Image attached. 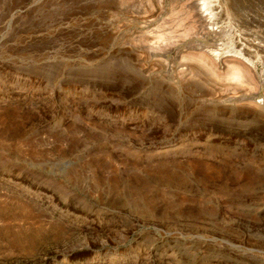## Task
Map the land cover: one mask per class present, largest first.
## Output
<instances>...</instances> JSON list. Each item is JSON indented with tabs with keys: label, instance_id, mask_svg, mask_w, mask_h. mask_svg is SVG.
Masks as SVG:
<instances>
[{
	"label": "rangeland",
	"instance_id": "374dc122",
	"mask_svg": "<svg viewBox=\"0 0 264 264\" xmlns=\"http://www.w3.org/2000/svg\"><path fill=\"white\" fill-rule=\"evenodd\" d=\"M233 27L202 0H0V264H264V65Z\"/></svg>",
	"mask_w": 264,
	"mask_h": 264
},
{
	"label": "bare ground",
	"instance_id": "6f19581e",
	"mask_svg": "<svg viewBox=\"0 0 264 264\" xmlns=\"http://www.w3.org/2000/svg\"><path fill=\"white\" fill-rule=\"evenodd\" d=\"M244 1L243 4L248 3L246 0ZM238 5H240L239 0H202V8L205 12H209L216 19L229 21L238 29V35L234 43V51L250 64L258 60L264 65V53L256 47L258 44H255L256 39L262 37L264 31L254 28L256 26L245 23V15L239 10ZM249 33L253 34L252 38L247 36Z\"/></svg>",
	"mask_w": 264,
	"mask_h": 264
}]
</instances>
